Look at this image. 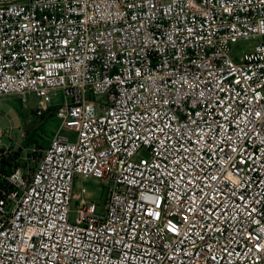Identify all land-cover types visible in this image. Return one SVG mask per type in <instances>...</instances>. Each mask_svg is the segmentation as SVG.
Segmentation results:
<instances>
[{"label":"built area","instance_id":"2783aa9c","mask_svg":"<svg viewBox=\"0 0 264 264\" xmlns=\"http://www.w3.org/2000/svg\"><path fill=\"white\" fill-rule=\"evenodd\" d=\"M8 95L60 125L0 145V264H264V0H0Z\"/></svg>","mask_w":264,"mask_h":264},{"label":"rangeland","instance_id":"374dc122","mask_svg":"<svg viewBox=\"0 0 264 264\" xmlns=\"http://www.w3.org/2000/svg\"><path fill=\"white\" fill-rule=\"evenodd\" d=\"M259 39H242L235 44L234 49L238 51L247 50L257 44ZM54 96L53 104L59 105L64 101L62 92ZM38 105V98L35 95L29 96L25 100L17 95L0 97V145L14 147L19 153L24 149H34L35 160H38L44 149L48 146L53 133L60 125L58 119L54 117L40 118L35 114ZM39 134L38 141L41 145L28 142L29 135ZM22 152V151H21ZM85 187L92 199L102 204L108 195V185L95 178L78 177L75 182V191H80ZM75 207H73L74 209ZM76 217V212H72L71 220Z\"/></svg>","mask_w":264,"mask_h":264},{"label":"trees","instance_id":"16d2710c","mask_svg":"<svg viewBox=\"0 0 264 264\" xmlns=\"http://www.w3.org/2000/svg\"><path fill=\"white\" fill-rule=\"evenodd\" d=\"M49 118L51 117H54L52 114L51 115H49L48 116ZM48 117H46V118H48ZM38 137L40 138L41 136L39 135V134H35V135H29L28 137H27V139H28V142L29 143H32V144H39V145H41V142L40 141H38ZM42 138V137H41ZM19 154V152H16L15 153V155H18Z\"/></svg>","mask_w":264,"mask_h":264}]
</instances>
